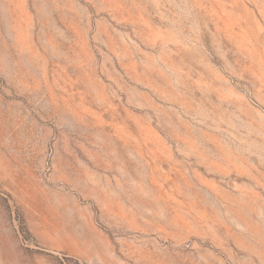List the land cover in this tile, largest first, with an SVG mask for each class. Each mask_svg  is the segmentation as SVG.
<instances>
[{"label":"rangeland","instance_id":"1","mask_svg":"<svg viewBox=\"0 0 264 264\" xmlns=\"http://www.w3.org/2000/svg\"><path fill=\"white\" fill-rule=\"evenodd\" d=\"M0 264H264V0H0Z\"/></svg>","mask_w":264,"mask_h":264}]
</instances>
